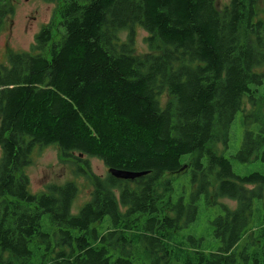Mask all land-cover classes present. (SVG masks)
Here are the masks:
<instances>
[{"label":"trees","instance_id":"1","mask_svg":"<svg viewBox=\"0 0 264 264\" xmlns=\"http://www.w3.org/2000/svg\"><path fill=\"white\" fill-rule=\"evenodd\" d=\"M45 1L56 11L31 49L0 61V264H264V214L254 216L264 174H236L216 146H227L244 97L255 101L264 83L260 0ZM137 24L159 52L136 54ZM263 143L247 130L238 158L253 159ZM48 145L83 163L76 172L92 191L79 214L73 181L31 192L26 168ZM81 154L147 174L101 177ZM186 173L199 184L190 204L173 199V175ZM207 186L214 204L238 202L215 221L223 244L177 247ZM142 246L149 262H137Z\"/></svg>","mask_w":264,"mask_h":264},{"label":"rangeland","instance_id":"2","mask_svg":"<svg viewBox=\"0 0 264 264\" xmlns=\"http://www.w3.org/2000/svg\"><path fill=\"white\" fill-rule=\"evenodd\" d=\"M7 11L0 30V61H6L10 52L29 51L35 42L37 34L41 28L47 25L54 16L57 3L45 0H0ZM229 0H216L219 8H223ZM259 10H264V0L259 1ZM262 14V13H261ZM134 36L132 43L136 54L141 56L149 52H159L158 44L149 45L147 37L149 33L137 24L133 28ZM130 29L123 30L120 34L122 42L128 41ZM54 33V31H53ZM256 100L252 101L248 96L244 97L243 107L237 112L232 126L229 130V140L227 146L223 141L217 143L218 151L231 160L233 170L240 176H248L252 173L264 174V143L255 150L253 159L243 161L238 158V154L243 150L245 133L247 130L253 132L255 137L264 136V83L257 86ZM168 98V96L166 95ZM39 147V146H38ZM36 147L33 152V161L26 168L31 184L32 193H49V186L52 184H64L73 181L78 187V193L72 205V212L79 214L84 205L91 197L92 185L84 174L77 173V163L75 160L64 158L59 149L54 145ZM77 155V154H76ZM190 156V154L185 155ZM81 159L88 162L91 170L103 177L108 173V168L104 162L93 156L80 155ZM1 159V151H0ZM175 181V192L173 199L176 201L183 196L185 203L190 204L198 192V183L192 181V174L173 175ZM179 184V185H178ZM206 191L199 193L196 203L198 213L196 219L184 225L176 235L175 245L181 246L183 243L192 246L190 238L198 241L203 250H212L222 245L218 237L215 236V221L220 215L225 214L223 205L232 209L238 207V202L222 197L218 203L214 204V193L217 189L207 186ZM252 187V186H249ZM45 193V192H44ZM209 199V203L207 202ZM264 214V206L258 199L254 200V216L261 217ZM50 219L44 215L42 219L43 228L50 225ZM137 262H149L147 250L142 246L136 251ZM176 264H181L178 261Z\"/></svg>","mask_w":264,"mask_h":264},{"label":"water","instance_id":"3","mask_svg":"<svg viewBox=\"0 0 264 264\" xmlns=\"http://www.w3.org/2000/svg\"><path fill=\"white\" fill-rule=\"evenodd\" d=\"M109 172L112 176L119 178V179H125V180H134L144 174H147V172L145 171L135 172V171L115 169V168H109Z\"/></svg>","mask_w":264,"mask_h":264},{"label":"flooded vegetation","instance_id":"4","mask_svg":"<svg viewBox=\"0 0 264 264\" xmlns=\"http://www.w3.org/2000/svg\"><path fill=\"white\" fill-rule=\"evenodd\" d=\"M5 3H6L5 1H0V16H1L0 30H1V26H2V23H3V20H4L5 15L7 13H9V14H12L13 13L12 9L9 12L7 11L6 7H4V5H3Z\"/></svg>","mask_w":264,"mask_h":264}]
</instances>
